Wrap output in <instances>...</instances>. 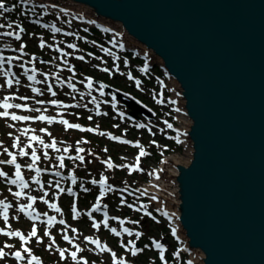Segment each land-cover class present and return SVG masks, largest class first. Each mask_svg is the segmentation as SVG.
Masks as SVG:
<instances>
[{
    "label": "water",
    "instance_id": "obj_1",
    "mask_svg": "<svg viewBox=\"0 0 264 264\" xmlns=\"http://www.w3.org/2000/svg\"><path fill=\"white\" fill-rule=\"evenodd\" d=\"M33 2L115 29L174 81L189 154L165 161L159 188L184 249L199 264H264V0ZM107 88L132 117L155 118Z\"/></svg>",
    "mask_w": 264,
    "mask_h": 264
},
{
    "label": "rangeland",
    "instance_id": "obj_2",
    "mask_svg": "<svg viewBox=\"0 0 264 264\" xmlns=\"http://www.w3.org/2000/svg\"><path fill=\"white\" fill-rule=\"evenodd\" d=\"M7 2L13 3L12 0H6ZM17 9L22 12H26V8L22 6L21 4L17 5ZM45 11L48 13L49 17L58 23V27L62 30L60 32H55L52 31L51 28H37L32 25V22H28L26 25L27 32H22L20 33L21 39L16 40L14 36H0V41H3L7 46L12 48V51L10 53V56H18L20 59L17 60V64L21 67L22 74H20V78L23 77L22 81L19 80V83H16V81L13 82L12 87H8L6 81L2 78L0 75V96L5 95V94H10V93H17L19 95V98H25L24 101L28 100L31 102V106L28 105V108L25 110L26 113H31L33 120L28 121H21V120H12L9 117L5 116H0V160H9L11 157L8 155V152H11L15 154L16 156V162L21 165V171L23 173V177L25 176L26 180L25 182L28 184L27 188L23 189L24 195L22 197H16L13 195V193L21 191V188L19 185H12L8 183V179H15V171L16 168L14 165L10 164H0V171L6 172L8 175L7 177L0 176V200H3L6 202L11 203L12 207L8 209V219H4V214H3V208L0 207V248L3 250L6 247V245H12L11 248H8L10 250L9 255L3 259L0 260V264H28V261L30 260V257L27 255V253H24V248H30L32 250V255H35L39 258L41 264H75V262H84L86 260L87 264H114L113 258L109 254L108 251H101L100 247L97 245L91 243L90 240L85 239L86 237H90L92 240H98L100 242L101 246H112L114 248L119 247L121 249V253L125 255H121L123 259H131L135 260L131 253L129 254L126 249H123V246L118 245V242L121 244H125L126 240L128 238L134 239V236L128 235V233L123 232L122 235L117 236L115 232H112L111 229H103L101 225V220H96L92 218H96L93 212V204L97 201L100 200L99 195L101 194L102 190H105L107 187L106 185H100V188L102 189L99 193H96V195H92L93 191L89 190V188H86L87 191H85L86 198H82L81 201L82 204L80 203V196L78 200L79 204V209L77 211H71L70 209L66 208L67 210V216L66 218V224H60L58 220H54L49 224V221L46 219V215H51V217H57V218H62L61 214H59L55 208L51 207L52 202L54 199H58V197H61L63 195H58L60 192L57 189L58 187L56 186V181L53 182V179L50 177H46L48 179V184L46 183V186L44 188L38 189L39 185L36 182V180L41 177L39 173L35 170L31 171L29 169V166H34V165H40V166H46V167H52L55 164H58V162H49V163H42L39 164V159H41L37 154L36 156L39 157V159L35 162L32 160V152L34 151L32 146L34 144V149H40L41 154H42V160L44 159L45 153H47L44 144L42 145L40 141H46L49 140V135L52 134L53 137L58 138L59 142L63 143V138L70 136L71 129L67 127L66 124L61 123L60 121L66 120L68 124H72L73 122L76 121L77 116H71L70 115V109H67L66 105H60L58 104L57 109H47L46 106H39V104H36L34 102L35 96H40L43 93V96L47 97L52 95L53 92H55L58 96H64L67 99L72 100L69 96H67V92L65 91L67 89V83L64 81V78L69 74V72H73L74 68L77 67L78 64L82 63L84 60L77 59L76 53L78 52L79 54L82 53L81 50L87 42H107L106 34L102 31H99L98 29H87L86 26L82 25L85 24L88 27L95 28L92 24H89L88 22H82V20L75 19L74 17L68 15L69 13L61 10V9H51L47 8ZM42 15V14H40ZM36 17V16H33ZM40 17V16H39ZM31 19V18H30ZM42 19V18H41ZM33 20V19H32ZM44 20V19H43ZM9 17L8 13L3 16L2 19H0V23H3L7 25L9 23ZM45 21V20H44ZM26 23V21H24ZM48 25H51L53 23L47 22ZM69 24H72L75 26V28L79 29V25H82V29L79 31L77 36H71L68 33H66L68 30L70 32H73L69 28ZM44 25V24H43ZM87 29V31H85ZM5 31H13V29H8L3 28L0 29V32H5ZM38 34V35H36ZM80 36V37H78ZM71 37V38H69ZM115 37V36H114ZM43 43V47H41V44ZM67 44H72L75 45L74 48H70L69 45ZM21 45H23V53L17 54V51H20ZM87 50V49H86ZM100 50V49H99ZM26 52V53H25ZM32 54L35 55L36 60H43L42 58L53 57V60L50 61V67L51 68H43L42 70L38 71L39 68H35V62L33 61ZM86 55V54H84ZM46 56V57H45ZM126 58L130 59L131 61L135 60L134 55H129L125 56ZM87 62H90L92 60V57L89 56ZM42 62H46L42 61ZM39 64V63H37ZM135 64H138L135 61ZM87 65L90 66L88 63ZM69 68V69H68ZM38 69V70H37ZM77 69V68H76ZM89 68L87 67L86 70ZM36 70V73L33 71ZM54 70V71H53ZM83 68L81 67V71ZM44 72L49 73V74H44ZM79 72V71H78ZM89 72H93V75H97V71H92L89 69ZM97 73V74H96ZM45 75L47 76L48 79L53 83L54 86L53 89H49V87L46 84V79ZM80 75V74H79ZM25 76V78H24ZM29 76H34V80H30L28 77ZM63 77V79H60ZM44 78V80H43ZM113 78V77H111ZM82 82L88 81L86 78H83V76L79 77ZM108 81V79H105ZM39 81V82H37ZM45 81V83H44ZM168 81V87L166 85V90L169 92V97H173V86L172 81ZM148 83V82H147ZM153 83V82H152ZM99 84V83H97ZM119 84V83H118ZM83 85V83H82ZM98 86V85H94ZM122 88H127L126 86L119 85ZM133 91L141 96L144 101L148 102L150 106H156L159 104L157 95H154L156 93L157 89L153 85H149L152 87V89L147 88V86H144L141 90L135 88L134 85ZM36 87L39 88V93L34 91ZM43 89V92H42ZM93 93H91L92 97H95V99L100 102L101 108L105 109L107 107H110L114 104L111 99V94L109 95H98V92L94 89ZM90 95L83 98L81 102H76L75 105H78L81 108H85V105H82V101H90L91 97ZM49 98V97H48ZM66 98H63V100H67ZM106 100L109 102L106 103ZM28 102V104H29ZM34 103V104H32ZM13 105H16L14 103ZM154 108V107H153ZM9 108H5V111H7ZM130 109V108H129ZM155 109V108H154ZM62 110V111H61ZM64 112V114H63ZM89 112V111H88ZM44 115H47L51 122L48 120V123L43 122V119H38V116L41 117ZM83 115L89 117L91 116L95 120V123H99L102 121L103 116L101 117H96L95 114L89 113V115H86V112L83 113ZM70 116V117H69ZM143 119V118H142ZM127 124L125 127H123L119 132L124 133V134H133L132 136L135 138H139L140 135L144 136L145 131H143L142 128L136 132H130L128 129L131 126V123L125 119ZM182 124V121L180 123L179 120V125ZM163 126V125H161ZM164 127V126H163ZM155 129V125H154ZM156 132V130H154ZM113 133L119 134L117 131H114ZM81 136V134H79ZM107 135V134H106ZM151 135V133H150ZM153 138L155 137L154 135H151ZM32 137H39V140H34ZM103 137H106L103 135ZM108 138L111 139L109 135H107ZM17 138H19V146H15L17 143ZM142 140H144V137H141ZM146 143L143 144L146 148L147 151H150V153L146 156H149L155 149L151 146L152 143L150 142V137L147 136ZM53 140V139H51ZM49 140L48 144L51 145L52 141ZM114 141L113 139H111ZM31 141H34L32 144ZM67 143H69L68 138H66ZM70 142L73 144H77L75 140L73 141L70 139ZM64 144V143H63ZM79 144V142H78ZM127 144V143H126ZM107 145H111L112 149L111 150V155L116 156L119 161L113 162L112 164L114 167L108 168L107 164L103 162L104 158L108 159L109 155H106L102 152H94L90 148L87 150V156L88 159L91 161L81 165L83 169H89L91 165H93V168L95 167H101L103 170L102 173L106 172L108 175L103 174L102 178L107 177V180H109V176L113 177L116 175V173L121 172L122 170L121 165H123V161L125 160H133L134 159V154L136 153L137 147L135 146L136 143H133L131 146L125 145L121 143L118 140L117 143H111L107 142ZM141 146V145H140ZM142 147V146H141ZM58 148V147H57ZM143 148V147H142ZM161 147H159L160 149ZM27 151L28 155H21V150ZM47 149L51 151H55L56 149L53 147H48ZM153 149V150H150ZM7 150V151H6ZM144 150V148H143ZM36 153V152H35ZM115 153V154H114ZM167 153L173 154V155H178L180 156L181 159L186 160L187 158V153L185 150V146L180 145L177 149H171ZM49 156H54L53 154H49ZM58 157V156H57ZM59 158V157H58ZM148 158V157H147ZM121 159V160H120ZM154 157H152L150 160L147 161V164L151 167H156L159 168L161 166V163L163 162L162 160H153ZM121 162V163H119ZM91 168V169H93ZM123 171V170H122ZM125 171V170H124ZM101 174V173H98ZM152 178V175H149L148 181ZM46 181V180H45ZM71 183V182H70ZM62 185V183H60ZM57 187V188H56ZM55 189V190H54ZM95 193V192H94ZM118 195V201L115 202L114 210L118 212L121 210V208H124L126 206H122V201L126 202V199H129L128 197L118 194V191H116ZM81 195V191H80ZM98 195V196H97ZM28 197H35V202L32 200L28 199ZM92 197V202L88 201L89 198ZM68 198L71 199L69 200V204H74L75 202V197L69 196ZM47 201V203H45ZM68 201L66 198H61V204H65V202ZM154 205L156 206V209L159 211H165V209H162V204H165V202H161L158 200L153 199L152 200ZM31 204L32 207L29 209H26L24 212H21L19 210L20 205H28ZM87 205V206H86ZM167 205V204H166ZM169 207V205H167ZM84 208V209H83ZM113 208L111 207V217H113ZM170 208V207H169ZM28 211H31V214L36 215H41L43 218V222H38L32 220L31 216H28ZM82 211V215L88 219H81L79 216L76 215V212ZM89 213H91V216H89ZM138 215V214H137ZM114 216H117L114 214ZM101 218V217H98ZM121 220L124 221L123 224H115V228L117 231H122L123 227L129 228L130 231H133V225L129 220L131 219L130 216H120ZM69 221V222H68ZM98 224L99 227H95L94 225ZM33 227H35L37 231V236L32 237L31 239L28 240L27 244H25L24 241L20 240L19 237L17 236H6L4 233L9 232V231H19L21 232L25 237H28L29 234L31 233ZM75 230V231H73ZM45 232L48 233V235H45ZM69 234L72 238L70 242H67L63 239V235ZM134 233V231H133ZM3 236V237H2ZM40 237L42 239H40ZM120 237V238H119ZM39 238V239H38ZM135 238L138 239L135 235ZM53 240L55 241L53 243ZM157 240V239H152ZM42 241V242H40ZM152 241L150 244H152ZM49 245H51V249H49ZM66 250L65 251V256L64 258L60 257V250ZM6 251V250H5ZM15 251H21L22 254L25 255V259L22 261H18L15 259L11 253ZM9 252V251H7ZM76 252L77 253V259L74 261L71 258V253ZM146 257L148 258V262L144 261L142 257L140 262L138 264H154L156 263V260L159 259L158 255L160 254L159 252L152 253V252H146ZM144 254V255H145ZM49 255V256H48ZM163 255L164 254L163 252ZM139 256V255H137ZM151 257V258H150ZM191 255L189 254L190 258ZM193 257V256H192ZM50 258V261H48ZM198 264V263H197Z\"/></svg>",
    "mask_w": 264,
    "mask_h": 264
},
{
    "label": "snow or ice",
    "instance_id": "obj_3",
    "mask_svg": "<svg viewBox=\"0 0 264 264\" xmlns=\"http://www.w3.org/2000/svg\"><path fill=\"white\" fill-rule=\"evenodd\" d=\"M19 2H20V4L23 5L25 8H27V6H28L29 4H31L32 7H31L30 9H28V11H30V12L33 13V14L36 13V7H37V5L34 4L33 0H19ZM39 7H46V6H44V5H39ZM15 8H16V5H12L11 7H8V6H6L4 0H0V19L3 18V14H4V13L13 12V11H15ZM21 14H22V15H27L26 12H22ZM36 22L39 23V21H36ZM14 23H15V22H9V23H7V25H5V24H3V23H0V29L6 28V27H7L8 29H13ZM90 23H95V22H94V21H90ZM42 26H43L44 28H51V30H52V31H55V32H60V31H61V29L55 27V25H51V26H50V25H48V24H44V25H42ZM15 27L18 28L19 31H15V30H13V31L0 32V36H14L16 40H20V39H21L20 33L24 32V28L21 27V26H19V25H15ZM85 31H87V29H85ZM105 31H109V29H105ZM43 46H44V45H43V43H42V44H41V47H43ZM23 47H24V46L21 45V49H20V51H23ZM69 47H70V48H74L75 45H69ZM105 51H107V50L105 49ZM78 58L81 59V60L84 59L83 56L78 57ZM18 59H20V57H18V56L4 57L3 55H0V66H2V65L5 63V61H7L9 64H11V62H12L13 60H18ZM34 59H35V58H34ZM125 62H127V61H125ZM103 70L106 71V72L108 71V69H103ZM117 70H118V69H117ZM142 71L147 72L148 69H147V68H144V69H142ZM3 74H4L5 76H7V75H8V72L5 71ZM28 78H29L30 80H34V79H35L34 76H29ZM129 78L132 79L131 74H129ZM37 82H39V81H37ZM6 83H7V86L10 88V87H12L13 80H12L11 78H9V79L6 81ZM16 83H19V80H17ZM136 84H137V86H139L140 81L137 80V81H136ZM88 87H89V88L92 87L91 81H89ZM103 87H106V85H101V88H103ZM34 91L39 92V89H34ZM55 94H56L55 92L52 93V95H55ZM103 94H104V93L101 92V95H103ZM7 99H8V98H6V100H7ZM93 102H95V98H93ZM38 103H39V102H38ZM52 103H57V102H56V101H52ZM172 103H176V101H172ZM0 106H2V107H4V108H10V107L20 108V107H22L20 104L10 105V104H8L6 101H5V103H4L3 105H0ZM97 107H99L98 104H97ZM177 111H179V109H177ZM8 115H9V113H8L7 111H5V112H0V116H5V117H7ZM121 115H122V114H121ZM11 119H12V120H27V119H29V117H26V116L21 117V116L12 115V116H11ZM38 119L49 120V121L51 122L50 118H49V117H46V116L38 117ZM89 119H91V117H89ZM60 122L63 123V124H66L67 127H69V128H80V125L68 124V122H67L66 120H62V121H60ZM165 123L167 124L166 121H165ZM137 127L143 128V127H145V125H143V124H139V125H137ZM167 127L171 128L172 125H171V124H167ZM81 130H82V131H94V129H81ZM100 134H101V135H105V133H100ZM108 135H109V136L111 137V139H113V140H120L119 137L111 136V134H108ZM185 135H186V133H185ZM32 139H34V140H39V137H32ZM121 142H122V143H128V144L132 143L131 141H121ZM40 143L43 144V141L41 140ZM55 143H56L55 140H53V142H52L51 145H45V147H55ZM15 146H19V138H17V143H16ZM135 146H136V147H140L141 150H140V152H139V156L137 157V165H136L134 168H132V170H136V169H138V167H139V157H143V156L147 155V153L143 150V148L139 145L138 142L136 143ZM6 151H7V150H6ZM65 151H68V149H65ZM83 151H84L83 148H79V149H78V152H83ZM105 151H107V149H105ZM20 154L26 156V155H28V152H27V151H24V150L22 149ZM8 155L11 157V159H9V160H0V164H10V165H15V168H16V171H15V177H16V178H15V179H9V180H8V183L13 184V185H17V184H18L19 187L21 188V191L15 192V193H13V195H15L16 197H22V196L24 195L23 189H24V188H27V187H28V184L24 181L23 176L21 175V171H20V169H21V165H20V164H17V162H16V156H15L13 153H11V152H8ZM45 156H47V153H45ZM76 158L80 159L81 161L84 160V157H83V156H79V157H76ZM76 158H74V159H76ZM38 159H39V157L36 156L35 151H33V152H32V160H33V162L37 161ZM59 160H60V167H63V166H64V165H63L64 157H63V156L59 157ZM105 163L107 164V167H108V168H112V167H114V165H113L112 162H111V159H109V160L106 161ZM29 167H31V165H30ZM127 167H130V168H131L132 166H127ZM36 171L39 173L40 169H36ZM7 175H8V174H7L6 172L0 171V176L7 177ZM57 175H60V174L57 173ZM157 178H159V177L157 176ZM71 180H72V183H73V184L76 183V177H75L74 175L71 176ZM106 181H107V177H104V178H102V179L99 181V183L103 186V185H106ZM36 182L39 183L38 180H37ZM91 183L95 184V183H97V181H96V180H93V181H91ZM56 186L59 188V184H57ZM84 190L87 191V189H84ZM105 190H111V187L109 186V187H107ZM60 191L63 192L64 189L61 188ZM68 191L71 193V189H69ZM103 195H104V192L102 191V192H101V198L103 197ZM28 199H30V200H32L33 202H35V199H36V198H35V197H28ZM152 199H157V198H156L155 196H153ZM45 203H47V201H45ZM122 203H123V201H122ZM0 207L3 208L4 219L7 220V219H8V209H9L10 207H12V205L9 204V203H5V201H3V200H0ZM31 207H32L31 204H28V205H20L19 210H20L21 212H24L26 209H30ZM51 207L56 208V211H58V212L60 211V209H59L58 207H56V205H54V204L51 205ZM99 207H100V205H99V202H98V203L94 206L93 211H97V210H99ZM105 207H106V206H105ZM142 207H143V206H142ZM74 210H75V209H74ZM158 211H159V209H158ZM147 214H148V215H151V213H147ZM29 215L31 216L32 214L29 213ZM76 215L79 216L80 213H79V212H76ZM105 215H107V214L105 213ZM164 215L169 216L170 214L167 213V212H164ZM89 216H91V213H89ZM54 220H55V217H49V224H51V222L54 221ZM59 223H60V224H64V221L61 220V221H59ZM123 223H124V221H121V224H123ZM134 223H138V221H137V222H134ZM104 224H105V227H107V220L104 221ZM94 226L97 227V228L99 227L98 224H96V225H94ZM73 231H75V230H73ZM111 231H112V232H115L117 236L120 235V233H119V232H116L115 229H111ZM123 232L128 233V235H132V234H133L128 228H123ZM172 232H173V235H175V233H176V229L173 228V229H172ZM4 234H5L6 236H17V237L20 238V240L24 241L25 244H27V242H28L29 239H31L32 237H36V236H37V231H36L35 227H33L32 231H31V233L29 234L28 237H25V236H24L21 232H19V231H9V232H6V233H4ZM45 235H48V233L45 232ZM135 235H136L137 238H139L141 235H143V233H141V232H137V233H135ZM38 239H39V238H38ZM64 239H65V240H68L69 237H68L67 235H65V236H64ZM85 239L90 240L91 243H93V244H96L98 247H100V250H101V251H109V252H111V249L107 248L106 245H105V246H101L99 241H97V240H92L90 237H86ZM40 242H42V241H40ZM54 242H55V241L53 240V243H54ZM152 243H153V245L155 246V248L159 249L160 252H161L160 260H161L162 262H164V264H167V262L165 261L164 255H163V252L165 251V247H164V245L161 244L159 241H156V240H153ZM122 246H123L126 250L130 251V252H131V255L134 256V257L137 256L138 253H140V252L143 251V249L137 248V247H136V244H135L133 241H129L127 245H122ZM6 247L11 248L12 245H6ZM51 247H52V246L49 245V249H51ZM146 247H147V246H146ZM65 251H66V250H63V249L60 250L59 254H60V257H61V258H64V256H65ZM24 253H27V255L30 257V260L28 261V264H41L39 258H38L37 256L32 255V250H31L30 248L25 247V248H24ZM8 255H9L8 252H5L2 248H0V260L5 259ZM11 255H13V256L15 257V259L18 260V261H22V260L25 259V255L22 254L21 251H15V252L11 253ZM70 255H71L72 260L75 261V260L77 259V253H76V252H72ZM176 255H179V253H176ZM112 257H113L114 264H128V262H127L126 260H124L123 258H121V259H116V253H115V252H112ZM85 264H87L86 261H85Z\"/></svg>",
    "mask_w": 264,
    "mask_h": 264
},
{
    "label": "trees",
    "instance_id": "obj_4",
    "mask_svg": "<svg viewBox=\"0 0 264 264\" xmlns=\"http://www.w3.org/2000/svg\"><path fill=\"white\" fill-rule=\"evenodd\" d=\"M82 25H79V29L81 30ZM86 26V25H84ZM75 26L72 25L71 26V29H74ZM87 29H96V28H91V27H88L86 26ZM76 30V29H75ZM100 31V30H99ZM99 45L97 42H87L83 48L86 50H89V51H92L94 53V57L96 58H99L100 56L103 57L105 56V53H103L102 50H99ZM160 72V71H159ZM91 135V133H89ZM92 137V144L94 147H97V145H101L102 146V142L101 141H104V140H101L102 138H97V136L95 135H91ZM161 140L165 143H169L170 146L172 148H176L177 147V144L173 141V140H168V139H165V138H161ZM168 145V144H167ZM170 146L169 147H166V149L164 148V150H169L170 149ZM100 151L104 152V149L100 148ZM132 219H133V222H137L138 223H134L136 228L141 232L143 233V235H141V238L143 240H148L150 236H156V234L159 236V235H162V238L164 239H170L172 240L171 236H170V233H169V228L167 226L166 223H164V221L162 220H157V219H152L148 216H144V217H138V216H132ZM168 256H169V259L167 261V264H183L182 262L178 263L177 260L173 259L172 258V255H171V252L169 251L168 253ZM145 257H143V260L144 261H148V259H145ZM157 264H164L162 263L160 260H157Z\"/></svg>",
    "mask_w": 264,
    "mask_h": 264
},
{
    "label": "bare ground",
    "instance_id": "obj_5",
    "mask_svg": "<svg viewBox=\"0 0 264 264\" xmlns=\"http://www.w3.org/2000/svg\"><path fill=\"white\" fill-rule=\"evenodd\" d=\"M171 81H172V85H174L175 83H174V81L171 79ZM174 97H177V95H176V93L173 95ZM6 102H11L12 103V105L14 104L13 103V98L12 97H9L7 100H6ZM178 105H179V103H178ZM8 111H10V110H8ZM182 118H183V120H182ZM181 121H182V124L178 127L179 128V130L180 129H184L185 127H186V125H187V118H185L184 117V115H182L181 116ZM182 137L184 138V135H182ZM184 142H185V140H184ZM187 146V144L185 145V147ZM186 153H187V158H186V160L188 159V154H189V152H188V147L186 148ZM174 159V160H176V161H179V162H183V161H186V160H183V159H181L180 158V156H178V155H170L169 157H168V159ZM163 165V164H162ZM157 183H159L160 185H161V183H163V181H161V180H155ZM160 194H161V192H160ZM158 195V194H157ZM161 195H163L164 196V194L162 193ZM194 261L195 262H197L198 264H199V260L197 259V258H195L194 259Z\"/></svg>",
    "mask_w": 264,
    "mask_h": 264
},
{
    "label": "built area",
    "instance_id": "obj_6",
    "mask_svg": "<svg viewBox=\"0 0 264 264\" xmlns=\"http://www.w3.org/2000/svg\"><path fill=\"white\" fill-rule=\"evenodd\" d=\"M186 150V149H185Z\"/></svg>",
    "mask_w": 264,
    "mask_h": 264
}]
</instances>
